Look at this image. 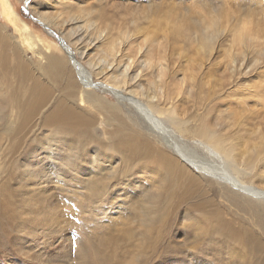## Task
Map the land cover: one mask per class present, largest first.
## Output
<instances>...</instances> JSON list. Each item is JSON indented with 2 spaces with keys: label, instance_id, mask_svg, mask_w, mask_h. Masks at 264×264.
Here are the masks:
<instances>
[{
  "label": "rangeland",
  "instance_id": "obj_1",
  "mask_svg": "<svg viewBox=\"0 0 264 264\" xmlns=\"http://www.w3.org/2000/svg\"><path fill=\"white\" fill-rule=\"evenodd\" d=\"M9 2L15 15L6 8L4 0H0V30L7 40V47H3L1 52L10 57L9 62L20 58L33 73L40 71V66L45 63L24 45L23 28L27 25L36 42L51 48L49 56L60 62L61 69L53 75L51 82L46 81L50 84L51 101L28 122L27 128L19 127L22 120L18 113L19 105H8L11 81L6 71H0V264H34L45 241V253H59L51 264H264V233L255 227L252 206L246 205L247 199L251 198L256 202V208H261L264 213V197L255 199L247 194H229L228 189L223 190L214 182L210 198L216 199L215 206L222 214L212 217L208 208L201 212L197 206L204 202L202 190L195 187L188 195L181 188V191L169 194V182L162 171H158L159 177L154 176L156 179L151 180L149 174L141 173L144 168H137V174L134 171L129 178L121 180L127 170L126 161L119 152H115L120 143L132 140V133L141 131L150 136L136 110L127 107L123 101L129 100L130 94L125 93L126 90L141 84L147 86L163 68L162 81L168 88L166 94L175 98L173 105L181 109L180 117L201 115L216 123L223 122L222 130L234 134L241 129L238 126L228 128L230 122L226 120L230 115V118L237 115L242 128L247 124L245 129L252 130L262 123L264 130V0ZM18 9L32 24L24 21ZM240 34L245 36L244 45L237 42ZM208 35H216L217 39L210 56L202 59L204 56L201 58L198 54L203 52L202 44ZM112 42L117 45L118 53L113 66L109 67L106 63L113 61V57H104L102 51L108 50L107 46ZM231 54L235 55L238 70L243 59H246L245 64H249L246 71H235L233 78L229 73ZM72 61H75V67L83 66L93 73V79H90L98 89L93 88L91 95L114 105L119 115L117 119L121 121H116L115 117L111 119L90 102L81 107L75 100V105L83 110L85 117L94 118L92 126L78 129L89 139H85L88 144L83 146L78 145L72 133L49 130L44 123V115L66 90L69 74L75 73ZM124 63L129 65L126 67ZM101 67L105 74L98 75ZM125 68L129 77L124 93L121 91L122 97L109 92L104 94L102 89L104 84H108L105 78L117 70L118 73L125 72ZM12 73L9 72L10 75ZM156 81L161 82V78ZM218 83L224 88L219 99V92L214 89ZM157 93L164 101V91L159 89ZM137 99L146 103L140 97ZM257 117L258 120L255 119ZM86 129L89 130L85 132ZM191 144L193 142L183 147L190 160L203 166H215L216 162L210 155L194 149ZM237 144L236 151L239 152L246 146L252 148L254 143L246 145L242 141ZM263 166L264 158L248 178L243 176L245 178L241 177V180L246 184L249 181L247 185L264 191V179L258 177L264 171ZM262 175L264 178V173ZM202 177L208 180L206 176ZM105 183L111 195L104 198L105 192L101 191L106 187ZM142 208L144 214H141ZM213 220L215 227L222 231L214 227Z\"/></svg>",
  "mask_w": 264,
  "mask_h": 264
},
{
  "label": "bare ground",
  "instance_id": "obj_2",
  "mask_svg": "<svg viewBox=\"0 0 264 264\" xmlns=\"http://www.w3.org/2000/svg\"><path fill=\"white\" fill-rule=\"evenodd\" d=\"M4 3H5L6 8L9 11H11V13L13 15H15V12H14L13 7L10 4L9 0H4ZM172 13H174V12H172ZM44 28H47V27L44 26ZM88 28H90V27H88ZM83 30H85V29H83ZM86 31H87V29H86ZM245 31H246V29L244 30V32ZM23 32L25 35L24 36L25 37V40H24L25 47H27L28 50L32 51L36 57H39L40 60L42 61V63H45V65H41L40 69H39L40 71L35 74L30 70L29 66L26 63H23V61L21 62L20 58H15L14 61L12 60V62H9V61H11L10 57L8 58L5 54H3L1 52L2 48L7 45L6 44L7 40L5 38L6 36H3V32L0 30V71H6L7 77L11 81V83H9V91L11 94V98L8 100V103H9L8 105H13L14 103L16 105H19L20 109H18L19 110L18 113H19L20 117L22 118V120L20 119L21 120L20 124L18 123L19 127L20 128H27L28 122L30 123V121L32 119H34L37 115H39L44 110V108H46V106L49 104V102L51 101L52 93L50 92V86H49L50 84H48L46 81L49 80L51 82L53 80V78H52L53 75L58 70L61 69V66H60V62L56 58L49 56V54L51 53V51L49 49H51V48L47 49L43 46V44L38 43L39 41L36 42L35 36L33 35L32 31L30 30V28L27 25H24ZM218 35H219V33H218ZM94 39H95V37H94ZM216 39H217L216 35L215 36L214 35L213 36L212 35L206 36V39L203 41V44H202L203 52L201 54H198L201 58L204 56L202 59L210 56V52H212L214 49ZM254 39H255V37H254ZM244 41H245L244 34H240L237 42L244 45ZM145 43H147V42H145ZM8 47H11V46L9 45ZM119 47H120V45H119ZM107 49L108 50H106V51H102V53H103L104 57L107 56V58H108V56L112 55L113 61L106 63V64H108L109 67H112L113 62L115 60V57L118 53L117 52L118 48H117V45H115V43L112 42L107 46ZM64 50L68 52L69 56L72 55L70 53V51L67 50L66 48H64ZM9 52L12 53V51H9ZM246 52H247V50H246ZM54 55H56V54H54ZM22 56H20V57H22ZM234 56H235L234 54L230 55V58L232 59V62H231L232 66H231V68H229V70H230L229 73H230V75H232V76H230V78H233L235 71H238L240 73L243 71H246L248 69V65H249L248 62L245 64L246 59L242 58L243 59L242 65H240V68L238 70V67H236V66H238V63H236L237 65L235 66V62L237 60L234 58ZM246 56L247 55H244V57H246ZM202 59H201V62H202ZM74 62L75 61H72V65L74 66V68H76V70L73 71L75 73L69 74V76H68V82L69 83L67 84L66 90L63 92L62 97L60 99L56 100L54 104L52 103L54 106H52V109L44 115V118H45L44 123L47 125V128L49 130H53L56 132L59 130H64V131L68 132L69 134L72 133V135L74 136V139L76 138L75 141L78 143V145L80 144L83 146L85 144H88V142L85 141V139H87L88 136L87 137L84 136L86 134H84V132H80L78 129L81 128V126H86V128L89 126H92L94 123L91 121L94 118L92 120H90L89 118L85 117L83 115V110L78 109V107L75 105V100L78 101V103H80L81 107H84L86 103L90 102L92 105L91 104H89V105L95 106V107L97 106L99 110L104 112L105 115H108L109 117H111V119H113V117H115L116 121H118L117 118L119 115L117 116V113H116L117 108L114 105H112L111 103H109L107 101H103L101 99H96L95 97H93L91 95V93H90L91 91H93L94 89H98L96 86L97 84H94L93 83L94 81H92L90 79V78L93 79V77H92L93 73L91 74V72H89L83 66L75 67ZM105 62H107V61H105ZM132 62H133V60H132ZM136 62H138V61H136ZM11 64H13V65H11ZM144 64H145V61H144ZM98 65H100V64H98ZM131 65H133V64H131ZM228 65H230V64H228ZM120 66H123V65H120ZM125 66H126V64H125ZM243 66H244V69H242ZM7 69H8V71H7ZM90 69H92V68H90ZM128 69H129V67H128ZM128 69H126L125 72L121 71L122 73L121 72L118 73V70L115 73L112 72L113 74H111V76H109L110 78L109 77L105 78V76H104L106 83H108L107 85L104 84L105 88L102 89L104 94L105 93L107 94L109 92V93H113L116 96L117 95L120 96V95H122V92L124 93V90H125L124 88H126L125 86L128 85V82H127V77H129V76H127L128 75L127 74ZM164 70L165 69L163 68L161 71H159V75L155 77L154 81L149 82V84L147 86H146V84L145 85L141 84L139 86L137 85L134 88L132 87L133 89L131 88L130 91H129V89L125 91V93L129 92L130 95L128 96L129 100L126 101V99H125L123 101V103L126 104L127 107L131 106V108L136 110L137 114L142 118V120L145 122V125L148 127V129H147L148 135L150 134V136H152V137L147 136L146 132H141V131L138 132L137 131L135 134L132 133V137H131L132 140L125 141V139H124L125 142H122V143H120V145L117 146V148L115 149V152H119L121 154L122 158L126 161V168H127V170L123 173L124 177H123V179L121 177V180L129 178L137 168H144V171L142 170L143 172H141V173L149 174V176L151 177L150 178L151 180L156 179V178H154V176H158V171H159V173L162 171L164 173L165 178L169 182V186H170V190H171V192L169 194H173L174 192H179V191H181V188H184L183 191L186 194L191 195L192 192L194 191L195 187H197L199 190H202L205 193L204 194L201 192L203 197H204V202L200 205H197L200 208V211L204 212V210H207V208H208L210 210L211 216L216 217V218L219 217V214H222V213H219L218 212L219 209H217V206H215L214 201L216 199L210 198V195L213 192L214 182H216L218 185H220L221 189H223V190H224V188L228 189L229 194L235 193V194H238L240 196H241V194H243V195L247 194L249 196H253L255 199H257V198L259 199V197H264V191L257 190L253 186L247 185V184H249V181L246 184L245 182H243L241 180V177L249 176V174H251L253 172L252 170L256 169L258 167V165L261 163V160L264 158V132H263L264 130L261 128L262 123H260L261 125L258 124L257 126L253 127V129L251 128L252 130H249L250 128L245 129L247 124L244 125L245 128H242L243 125L240 121V118L237 115H234L231 118H230L231 115L229 117H227L228 115H226V117L228 119V120H226V122L227 121L230 122V125H228V128H233L235 126H238V128L241 129V132H235L234 134H232V133H226L225 130H222L221 125L223 122L222 123H216L211 119L203 118L201 115H199L198 117H188V118L180 117L179 115H180L181 109L179 110V108L177 106L174 107V105H173L175 98L171 97V94H169V93L166 94V91L168 90V88L162 81V77H164V72H165ZM10 71L13 72L12 75L9 74ZM154 71H156V70H154ZM156 73H158V72H156ZM103 74H105V69L102 68V70H101L99 68L98 75H103ZM152 76H155V75H152ZM157 78H159V79L161 78V82L158 83V81H156ZM134 81H135V76H134ZM136 84H137V82H136ZM222 87H223L222 84L218 83L217 88H214V89L218 90V92H219L217 94V96H218L217 99H219L221 97V95H223V93H224V88H222ZM159 89H162L165 93L164 94V101L162 99H159V96L157 93V90H159ZM102 93H100V94L102 95ZM125 95H127V94H125ZM251 95H253V94H251ZM120 97H122V96H120ZM125 97H127V96H125ZM138 97L141 98L140 100H142V99L145 100L146 103L139 102V100L137 99ZM240 100L245 101V99H240ZM113 101H115V100H113ZM170 102L172 103L171 104L172 108H170ZM244 106H245V103H244ZM10 108H11V106H10ZM238 108H240V107H238ZM129 111L130 110H128V112ZM182 111H184V110L182 109ZM230 111L232 112L231 109H230ZM128 112L126 114H128ZM235 112H237V111H235ZM247 112H248V110H247ZM122 113H123V111H122ZM129 114H131V113H129ZM226 114H227V112H226ZM240 116H241V114H240ZM251 119H252V117H251ZM255 119L258 120V117ZM221 121H223V120L221 119ZM118 122H121V121L119 120ZM259 122H261V121H259ZM98 123H100V122H98ZM112 128L114 129V126ZM116 128H118V127H116ZM128 129H129V127H128ZM88 130L89 129H86L85 132H87ZM132 130H135V129H132ZM115 133H117V131ZM88 135H89V133H88ZM57 136L58 135H56V137ZM84 137H86V138H84ZM57 140H58V138H57ZM87 140H89V139H87ZM242 141H244L246 145H249L251 143H254V144L252 145V148H250V146H246L245 148H242L239 152H237L236 146H239L237 143L241 144ZM54 142L56 143V141H54ZM192 142H193V144H191V146L194 149L203 150L205 154L210 155L215 160L216 164L214 167L199 165L196 162L190 160L189 157H187V154L185 153L183 147L186 148ZM89 145H90V143H89ZM56 148H57V146H56ZM69 148H72V147H69ZM108 149H109V147H108ZM108 152H110V150ZM70 154H72V153H70ZM73 154H74V151H73ZM117 157H118V155H117ZM109 164H111V163L109 162ZM109 164H108V166H109ZM100 166L103 167L102 165H100ZM120 167H123V166H120ZM149 168H151V169H149ZM74 170H75V168H74ZM259 171H261V170H259ZM77 172H75V173H77ZM135 173H136V171H135ZM262 173H264V171L261 172V175H262ZM94 174H96V173H94ZM97 174H99V173H97ZM113 175H111V176L115 179V177ZM261 175L258 174V177H260L261 179H264L263 175L262 176ZM138 176H140V175H138ZM146 176H148V175H146ZM149 176H148V179H149ZM202 176H206L208 178V180L205 181V179H203L204 177H202ZM94 177H95V175H94ZM97 177H95V178H97ZM117 177H116V179H117ZM245 177H243V178H245ZM103 178H105V177H103ZM118 179H119V177H118ZM251 180H252V178H251ZM134 182H136V181L134 180ZM111 184H112V182H110V186H111ZM91 185H92V183H91ZM107 185L108 184H106V187H104L103 191H101L102 193L105 192L104 198L107 197L108 195H109L108 197H110V195H111V193L109 194L110 188L108 190ZM256 186H258V185H256ZM129 187H130V185H129ZM126 188H128V187L126 186ZM215 190L216 189H214V191ZM96 191H97V189H96ZM217 191H215V193ZM260 191H262V192H260ZM115 192H117V191H115ZM115 194H117V193H115ZM133 194H136V193H133ZM205 195L207 196V198L205 197ZM133 198H135V197H133ZM182 200H185V199H182ZM247 202L248 203L246 205L252 206V208H253V216L256 219V222L254 223L255 227L257 226L264 233V213L262 212L261 208H256V205H254L256 202L254 200H252L251 198H248ZM237 206H238V208L243 209L242 205L237 204ZM144 211H145L144 208H142L141 214H144ZM234 214H236V213H234ZM224 217H225V215H224ZM243 218H244V216H243ZM141 221H142V219H141ZM220 221H218V222H220ZM235 221H237V220H235ZM57 222H58V220H57ZM215 226H216V223L214 221V227ZM151 228H153V227H151ZM216 229H218V228H216ZM218 230H220V229H218ZM230 230H233V229H230ZM220 231H222V230H220ZM220 231H218V232L220 233ZM49 232H48V234H49ZM218 232L215 234H219ZM248 233H250V230H248ZM34 234H36L35 231H34ZM221 234L224 235V233H221ZM242 234H240V235H242ZM232 235H235V234H232ZM56 237H57V235H56ZM229 238L230 237H228L227 239H229ZM238 238H240V237H238ZM251 238H253V237H251ZM243 239H245V238H243ZM216 241L217 240H215V242ZM231 241H232V239H231ZM246 241H248V240H246ZM256 242H258V241H256ZM48 243H49V241H48ZM258 243H257V245H258ZM45 245H47V241L43 242V244L41 246L42 253L36 257L37 261H35L34 264H51V262H53L52 260L54 258L59 257V253H56L54 255H50L48 252L45 253L44 252L45 248H46ZM225 245H228V244H225ZM249 245H250V243H249ZM45 258H48V259H45Z\"/></svg>",
  "mask_w": 264,
  "mask_h": 264
},
{
  "label": "trees",
  "instance_id": "obj_3",
  "mask_svg": "<svg viewBox=\"0 0 264 264\" xmlns=\"http://www.w3.org/2000/svg\"><path fill=\"white\" fill-rule=\"evenodd\" d=\"M18 13L19 15L24 19V21H26L27 23H31L30 21L26 20V16H25V13L23 11H21V9L19 10L18 9ZM32 24V23H31Z\"/></svg>",
  "mask_w": 264,
  "mask_h": 264
}]
</instances>
